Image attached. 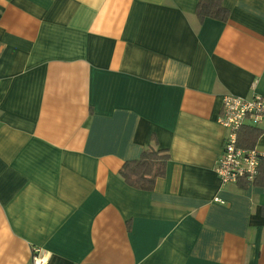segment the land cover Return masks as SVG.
<instances>
[{
  "label": "crops",
  "instance_id": "0c3cea01",
  "mask_svg": "<svg viewBox=\"0 0 264 264\" xmlns=\"http://www.w3.org/2000/svg\"><path fill=\"white\" fill-rule=\"evenodd\" d=\"M197 4L0 0V264H264V122L257 183L216 173L223 97H264V0ZM153 138L146 192L119 172Z\"/></svg>",
  "mask_w": 264,
  "mask_h": 264
},
{
  "label": "built area",
  "instance_id": "2783aa9c",
  "mask_svg": "<svg viewBox=\"0 0 264 264\" xmlns=\"http://www.w3.org/2000/svg\"><path fill=\"white\" fill-rule=\"evenodd\" d=\"M222 115L219 125L228 130L224 151L217 163L216 173L223 185L254 184L260 175L263 156L256 148L246 149L239 145V135L244 127H258L264 122V97L258 94L251 98L234 95L223 97ZM216 203L225 201L215 198ZM48 259L39 248L33 249L31 264H47Z\"/></svg>",
  "mask_w": 264,
  "mask_h": 264
},
{
  "label": "trees",
  "instance_id": "16d2710c",
  "mask_svg": "<svg viewBox=\"0 0 264 264\" xmlns=\"http://www.w3.org/2000/svg\"><path fill=\"white\" fill-rule=\"evenodd\" d=\"M222 6L223 0H198L197 7H195L198 21L203 22L205 19L211 18L227 22L230 12ZM260 135L261 132L258 129L243 128L238 136L239 145L249 150L253 149ZM152 141L154 142L153 146L144 150L139 160L126 162L119 172L127 185L146 192L153 191L157 179L166 176L167 164L170 160L168 152L159 149L154 138ZM261 164L263 165V162ZM258 176L260 177V175Z\"/></svg>",
  "mask_w": 264,
  "mask_h": 264
}]
</instances>
